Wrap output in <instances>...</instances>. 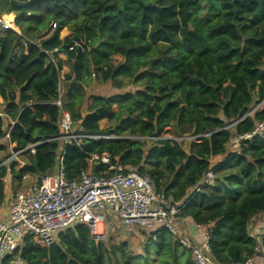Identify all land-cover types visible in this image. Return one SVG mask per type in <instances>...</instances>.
I'll return each mask as SVG.
<instances>
[{"label":"trees","instance_id":"1","mask_svg":"<svg viewBox=\"0 0 264 264\" xmlns=\"http://www.w3.org/2000/svg\"><path fill=\"white\" fill-rule=\"evenodd\" d=\"M1 13L12 14L4 19L16 31L0 30V140L11 128L0 144V204L9 175L19 185L30 174L40 182L62 157L74 182L91 157L107 154L110 165L93 172L113 175L116 166L148 175L163 200L182 204L177 218L207 227L215 264L256 256L249 226L264 214V132L241 140L240 151L228 146L264 122V106L250 114L264 103V0H39ZM64 30L72 36L61 39ZM100 85L111 92H91ZM60 95L88 136L79 143L59 139ZM8 146L16 153L34 146L35 154H20L21 168L4 166ZM149 239L144 256L123 245L117 257L80 225L50 246L28 236L2 264H151L153 251L158 264H196L169 230Z\"/></svg>","mask_w":264,"mask_h":264},{"label":"built area","instance_id":"2","mask_svg":"<svg viewBox=\"0 0 264 264\" xmlns=\"http://www.w3.org/2000/svg\"><path fill=\"white\" fill-rule=\"evenodd\" d=\"M0 27L4 31L15 30L7 25L1 12ZM55 105L60 109L59 139L71 144L88 138L77 132L71 114L63 108L61 95ZM263 106L264 103L257 105L250 114ZM13 125L14 122H11ZM10 131L11 128L0 140V144L9 141ZM263 132L264 122L250 134L233 137L231 144L237 149L241 140ZM29 150L35 154L34 146H31L17 155ZM97 164L110 165L109 155L91 157L89 168L81 173V178L70 182L64 172L63 158L60 157L56 174L43 177L30 189H20L15 193L7 219H0V264L7 256L19 252L28 236H32L37 244L41 242L44 246H50L57 241L60 233L84 225L90 228L96 242H104L106 236L99 232V226H110L115 219H119L126 230L136 227L155 232L167 229L192 252L196 264H215L210 256L209 237L205 236L203 242L196 244L181 236L177 215L180 214L182 204L169 205L163 200L148 175H141L133 168L125 171L122 167L111 166L109 171H114L113 175L98 176L92 168ZM214 180V175L208 173L207 183L213 184ZM113 226L116 227L115 224ZM256 241L260 248L264 241V224L259 227ZM262 250L261 254H257L264 258V248ZM15 264H21V261L17 260ZM239 264H258L257 256Z\"/></svg>","mask_w":264,"mask_h":264},{"label":"rangeland","instance_id":"3","mask_svg":"<svg viewBox=\"0 0 264 264\" xmlns=\"http://www.w3.org/2000/svg\"><path fill=\"white\" fill-rule=\"evenodd\" d=\"M1 29H3V27H0V30ZM64 34H65V30L61 33V39H64ZM69 34H71V33H69ZM58 57L60 59H65V56L61 52H58ZM115 60H120V58H116ZM68 71H69L68 69H64L62 76L66 75L68 73ZM93 91H95L96 93H101L103 95L109 94L111 92V90L109 89V86H101V85L100 86H95V88L91 92L94 93ZM255 107L256 106H254V105L251 107L250 113L253 111V109ZM254 113H252V115ZM108 126L109 125H108V123L106 121L101 123V128L103 130L107 129ZM76 128H77V126H76ZM169 130L170 129L166 130V132L164 134V137L170 139V138H172V136H171V132H169ZM96 137H99V136H96ZM142 140H144V139H142ZM145 140L152 141L154 139L152 138V139H145ZM176 140L179 141V142H182L183 140L185 141V140H190V139L189 138H187V139H182V138L179 139L178 138ZM7 142L8 141L5 140L3 142V144L6 145ZM13 147L14 146H8V150L1 153V157L3 158L2 165L9 166L12 162L17 161V163L19 164L18 168H21V167L24 166V163L20 161V158L17 155V153L14 151ZM240 147L236 149L231 144V145L228 146V150H229V152H233V151H236V150L240 151ZM215 161H217V160H215ZM54 174H56V170L53 172L52 175H54ZM7 179H6L5 182H6V185L9 186L10 185L9 177ZM33 179L34 180L30 181L31 184L37 182L36 181V179H37L36 176L33 177ZM10 180H11V178H10ZM114 224L116 225V227L113 226ZM155 231L156 230H148V229H144V228H140V227H136V228H132V229L126 230L125 228H123V226L121 224V221L119 219H115L113 221L112 225H110V226H105L104 228L101 225L99 226V232L104 233V235L106 236V238L104 239V243L108 247H115L117 257H121L122 253L120 251V248L123 245H126V249L128 251V255L129 256H131V257L144 256L145 255V247L150 243L149 242V240H150L149 239V235L152 232H155ZM91 234H92V231H91ZM182 237L185 239L183 234H182ZM57 242H58V238H57ZM40 245H43V243H41ZM262 251L263 250L260 247L258 253L261 254ZM152 255H153V257L151 259V264H158V259L155 256V252L154 251L152 252ZM134 264H146V263H144V261H142V260H137V261L134 262Z\"/></svg>","mask_w":264,"mask_h":264},{"label":"crops","instance_id":"4","mask_svg":"<svg viewBox=\"0 0 264 264\" xmlns=\"http://www.w3.org/2000/svg\"><path fill=\"white\" fill-rule=\"evenodd\" d=\"M2 14V13H1ZM12 14L3 13V17L11 16ZM15 16L13 15V18ZM11 29H15V26ZM72 35L69 34L67 30H65L64 39L70 38ZM56 52H61L60 50H56ZM69 74V71L68 73ZM64 76V75H63ZM2 99L0 97V104L2 103ZM23 162V161H21ZM24 165L27 163L23 162ZM9 177L10 185H5V200L0 204V219L6 220L9 212L10 205L12 204L13 198L15 193L20 189H30L35 183H30V181L34 180V175H27L24 177L22 183L19 185L17 181H13L11 175ZM11 178V180H10ZM36 181L38 182V176H36ZM8 180V179H7ZM19 185V186H18ZM179 231L182 236L185 237V240L193 242V243H201L204 241L205 236H208L207 227L197 225L194 221H192L190 218H179ZM264 224V214L256 215L249 226L250 229V235H253V238H257L259 234V227L260 225ZM182 230V231H181ZM183 232V233H182ZM257 256V262L258 264H264L263 257L259 254Z\"/></svg>","mask_w":264,"mask_h":264},{"label":"water","instance_id":"5","mask_svg":"<svg viewBox=\"0 0 264 264\" xmlns=\"http://www.w3.org/2000/svg\"><path fill=\"white\" fill-rule=\"evenodd\" d=\"M39 1V0H29V1H24V2H20L18 0H0V12L5 9V7L9 4L18 6V7H26L29 6L30 4ZM60 51H62V49H59ZM37 166V164H35V167Z\"/></svg>","mask_w":264,"mask_h":264},{"label":"bare ground","instance_id":"6","mask_svg":"<svg viewBox=\"0 0 264 264\" xmlns=\"http://www.w3.org/2000/svg\"><path fill=\"white\" fill-rule=\"evenodd\" d=\"M7 22V25L9 26V27H11L12 28V25H11V23L10 22H8V21H6Z\"/></svg>","mask_w":264,"mask_h":264}]
</instances>
